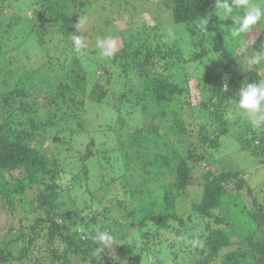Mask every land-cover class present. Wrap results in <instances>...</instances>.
<instances>
[{
  "label": "trees",
  "instance_id": "obj_1",
  "mask_svg": "<svg viewBox=\"0 0 264 264\" xmlns=\"http://www.w3.org/2000/svg\"><path fill=\"white\" fill-rule=\"evenodd\" d=\"M18 1L21 16L7 17L3 9L7 0H0V206L7 205L15 214L25 207L28 214L17 219L19 227L14 233V226L8 228L11 235L0 245V264H97L102 260L107 264H152L151 258L157 264L167 250L174 255L170 264H264V127L251 126L234 96L244 83L263 78L254 70L239 69L228 41L233 35L226 31L233 20H219L212 14L207 32L196 27L215 7V0H172L173 23L186 24V46L185 39H179L183 29L168 31L163 19L153 27L145 21L135 24L134 18L141 13L131 10L132 20L121 30L122 48L104 61L95 52L96 43L73 55L49 48L50 43L58 44L55 38L59 35V42L68 47L65 51L72 49L73 34H83L76 28L80 15L91 6L99 8L101 0ZM146 1H152L147 12L153 19H160L159 15L154 18V12L159 14L163 8L168 16V5H164L171 0L141 3L146 6ZM121 10L110 8L108 17L120 21ZM28 22L26 33L17 30ZM253 30L257 33L255 43L252 39L248 47L251 54L264 42V19ZM19 36L25 40H18ZM203 36H210L209 50H200L194 58L209 54L214 61L211 57L210 69L206 67L208 71L198 82L199 100L193 104L184 50L203 45L202 38L197 40ZM21 45L46 50L40 60L46 66L38 64L36 73L44 74L45 80L60 77L53 90L48 87L46 107L38 104L34 91L36 73L26 68L7 69L3 62L6 54ZM53 56L71 72H76L71 67L75 64L87 85L96 79L89 94L80 91L86 97L81 99L64 89L68 76L60 74L62 67L48 69L47 60ZM94 68L100 69L99 76ZM221 71L226 73L229 89L225 93L220 92L222 82L218 83ZM89 96L117 114L110 126L113 131L107 135L113 136L97 153L90 150L92 141L81 157L77 150L71 153L68 148L60 155L62 148L48 153L33 144L40 129L47 132L55 127L53 141L67 148L70 136L82 134L86 128L78 115L87 107ZM105 99L108 103L104 104ZM14 115L22 119L15 122ZM68 118L78 124L69 127L62 123ZM132 124L138 126L128 129ZM89 130L92 140L103 135L99 127ZM224 138L235 151L216 158L207 147L220 148ZM235 153H240L243 162L249 157L254 161L250 166L243 164ZM128 169L136 173L134 180L125 177ZM196 169L201 172L199 189L182 216H177ZM257 173V182H250L249 177ZM90 175L96 178V190L90 188ZM112 183L119 190L122 187L128 199L116 200L113 210L105 199L114 192ZM29 190L37 192L26 201ZM100 231H109L116 244L94 257L91 237ZM163 237H167L166 245ZM191 238L201 239L204 247L193 248L187 243Z\"/></svg>",
  "mask_w": 264,
  "mask_h": 264
},
{
  "label": "rangeland",
  "instance_id": "obj_2",
  "mask_svg": "<svg viewBox=\"0 0 264 264\" xmlns=\"http://www.w3.org/2000/svg\"><path fill=\"white\" fill-rule=\"evenodd\" d=\"M17 1V2H16ZM16 2V3H13ZM18 0H7V3L4 4L3 9L6 12L5 16L10 17L12 14H18L17 16H21L18 12ZM148 2V1H146ZM146 6L141 3V0H101L99 2V5H97L99 8H93L92 6L89 7V9L82 15H80L79 19H78V23L80 20V31H82V38L86 44V47H93L94 43H96V41L98 39H110V40H115L116 42V51L119 50L120 48H122L123 46V40L121 38V30L125 29L126 27H128L129 22H131L132 20V11H134V13H141V15H137L136 18H134L135 24H139V23H144L141 21H145L146 23H148L147 25L152 26L153 27V23H159L161 21V19H163L164 22H167L166 25V29L168 31H174L176 28L178 29H183V31H180L179 33H181L179 39H185V41L183 42V44L186 43V41L189 39L188 37V33L185 29V25L184 23H179V24H175L172 21L171 18V9H172V0L170 2H168L166 4L165 1V7L166 5H168V16L166 15V12L164 13V9L166 11V8H163V12L157 14V12H154V18L157 17L159 15L160 19H153V17L148 15L147 10L150 12L149 9V4L152 3V1H149L148 3H146ZM250 3H257L260 4L262 6H264V0H250ZM121 4V5H118ZM120 7H122L123 11V16L122 18H120V21H116L113 18L110 19L108 17V15L110 14V8H114V9H120ZM21 13V12H20ZM242 14V10L241 13ZM28 17H32V13H30V11H28L27 13ZM228 19V18H227ZM229 19H231V17H229ZM155 20V21H154ZM232 20V19H231ZM30 24V22L25 23V24H20L18 29L20 32L24 31L25 33L28 31V25ZM233 24H229L226 28V31H229L230 34H232V28L234 27ZM16 27V26H15ZM11 30V29H10ZM257 30V29H256ZM253 30L251 33L249 34H245L243 36H233L231 37L228 41H229V46H232L233 49L235 50V57L236 60L239 62V69L242 71H246V70H254L256 72H258L260 74V76H262L263 80H264V63H262L261 65L258 66H250L249 64L246 63L247 57L254 55V53H250V51L246 50V53H242L241 49H240V43L242 40H247L248 42V47L250 45V42L252 41V39L255 37L257 31ZM10 34V33H9ZM14 34V33H13ZM13 34L10 36V38L13 36ZM35 35V34H34ZM25 37L27 36L24 35ZM59 38V35H56ZM25 37L19 36L18 40H25ZM55 38V41L58 40V44L57 43H50L49 48H53V49H58L59 51H62L63 53H68L69 55H73L74 54V50L73 48L65 51L68 47L65 46L64 43H60L58 38ZM203 39V45H199L198 47L196 46H189L184 50V59L189 60V62H187V66L189 68V70L191 71L189 77H188V86H189V94L191 97V101L193 104L198 103V98L200 95V88H199V84L198 82L201 80V77L203 76V74L208 71L207 68L210 69L211 66V57L213 58L214 56L207 54L206 56H202L201 58H194V55L198 54L199 52H201L200 50H209V43H210V36H203L198 38L197 40ZM32 40V39H31ZM199 42V41H198ZM18 43V42H17ZM16 43V44H17ZM64 44V45H63ZM54 45V46H52ZM57 45V46H55ZM186 46V44H185ZM184 46V47H185ZM86 49V48H85ZM95 49H98L97 47ZM46 51V50H45ZM43 50V52H39V50L36 48H32L29 46H24L21 45L20 47H17L15 52H11L6 54V58L4 59V63H6V68L10 69L11 67L17 68L18 71L23 70L24 68H26L30 73L35 74V70L36 67H38V64H40V66L43 67L46 66V63L44 61L40 62L41 58L45 57V54H47ZM65 51V52H64ZM95 52L98 54L100 53V50H95ZM76 53V52H75ZM77 54V53H76ZM191 58V59H190ZM103 61L106 60V57L103 56V58H101ZM214 61V58H213ZM47 63H50V65L48 66V69H52V65H55L54 68H61L62 69L59 71L61 72L60 74H63L64 76L67 75L68 79L67 82L64 83L66 84L64 89H67V92H70L72 95L75 96H80L81 99H83V94L87 93L89 94L91 86L95 83L96 79L92 78L93 80L90 81V85L86 84V81H83L81 74H79V72L77 71V66L75 64H71V67L76 69V72L73 71L71 72V69L69 68L68 65H65L64 67L62 66L63 62L61 60L56 59L55 56L50 57L49 60H47ZM48 65V64H47ZM106 65V63H105ZM216 66V65H214ZM86 68V65H83V68ZM89 67V66H88ZM84 68V69H85ZM43 69V68H42ZM41 69V70H42ZM87 69V68H86ZM85 69V70H86ZM113 69L115 70V68L113 67ZM40 70V71H41ZM95 72L94 74H96L97 76L100 75V69H93ZM113 70V71H114ZM86 71H89L88 69ZM116 71V70H115ZM114 71V72H115ZM14 72V71H12ZM212 72V71H211ZM56 74V73H55ZM225 71H221L220 75H219V82H222V88L220 89V92L225 93L228 92V87H227V91L224 90V86L227 85V81H225ZM37 77H36V84L34 91L36 92V94L38 95V104L40 105H44L45 107L47 106L48 103V96H49V92L51 90H53V84H55V80L59 79L60 77H55V76H49V79L46 78L47 80H45V78L43 77V75H41L40 73H36ZM217 73H215V75L213 74V77L216 78ZM96 77V76H95ZM42 80H45L44 82H42ZM74 80H76V82H74ZM217 80V78H216ZM215 80V81H216ZM217 84V83H215ZM214 84V85H215ZM33 86V87H34ZM51 89L49 91L48 87ZM213 86V85H211ZM32 87V88H33ZM10 88H12V86H10ZM237 90L235 91V99L238 102V92L240 88H236ZM33 90V89H32ZM63 90V89H62ZM80 91L83 94H80ZM100 91V89H99ZM220 97H222L219 94ZM86 97V96H84ZM104 104L108 103L106 101V99L103 101ZM238 104V103H237ZM16 106H18L20 108V104H16ZM236 111H238V109H235V115H236ZM43 116V114H42ZM80 116V120L85 121V125L86 128H84L83 131H81L82 134L76 135V136H70L69 140H71V143H69L68 141H66L68 143V147L65 148L64 145H62L60 142H56L53 141V134L56 133L55 127H52L49 131L44 132V130L40 129L39 132H37L33 144L35 146H39L40 150H47L48 153H51L55 150H57L58 148H62L59 149L61 150V154H65L67 151H69L71 153H74L77 150V153L79 154L78 157H81L84 153H86V150H88L86 148V144H88L89 142L92 141V145H91V151L94 153H97L99 149H101V144L106 140V139H110L113 135L107 136L108 134H110L113 131V127L110 128L111 123L116 121L117 118V114H113L112 111L110 110H105L103 109L102 105L97 104L95 102L94 99H91V97L89 96V98H87V107L79 112ZM242 116H245L242 114ZM241 116V117H242ZM15 118V122H17L18 120H21V116L19 115H14ZM188 118L191 119V116H189ZM111 119V120H110ZM190 119H187L188 121ZM244 119V118H243ZM134 123L138 124L137 120H134ZM62 123L68 125L69 127L72 126H76L78 123L71 119H64L62 120ZM100 123L102 125V129L100 128V126H98L97 124ZM137 124H132L131 126H128V129L133 130L136 126H138ZM92 126H96L99 127L100 129V133L102 132L103 135H100V138H91V133L89 128ZM57 134V133H56ZM60 135V134H59ZM92 135L95 136V134H93L92 131ZM92 136V137H94ZM65 138L61 136V139ZM227 138V137H226ZM224 138V139H226ZM224 145V146H223ZM202 146V145H201ZM232 145L229 142V139H226L223 144L221 145L220 148H208L209 152H212L213 155L216 158H224L226 156V154H232L231 152L235 151V148H231ZM65 148V149H63ZM69 148V149H68ZM227 149H229L227 151ZM57 150V151H59ZM236 157H239L241 162H243V159L240 156V153H235ZM69 157V155H67V158ZM120 161V159H119ZM223 161V160H222ZM254 161V158L249 157V160L247 159L246 161L243 162V164H247L248 166H250V163H252ZM89 165L91 166L90 161ZM121 164V162H120ZM124 169V168H123ZM258 169V168H257ZM195 171V180L193 181L192 185L189 187L188 190V194L187 196L183 199V203H181L182 205L178 207L177 210V216H182L183 211L185 208H187V205L189 204V202H191L192 200H194L195 194L197 192V189H199L198 184L201 181L200 178V171L199 170H194ZM255 171V170H254ZM16 175H19L20 173L17 171L15 172ZM126 176L125 177H129L130 179H133L136 177L135 176V172L132 169H128V171L125 173ZM255 174V173H254ZM91 176V175H90ZM94 177L93 175L91 176V179H89V185L90 188L92 190H96L97 187H94L95 185V180L96 178H92ZM256 177H259L258 173L256 175H251L249 177L250 182L255 183L257 182L258 179H256ZM93 179V180H92ZM105 179V178H104ZM107 179H109L108 176H106L105 181H107ZM260 181V180H259ZM108 182L110 183L111 181L108 180ZM99 184V182H98ZM120 186V185H119ZM118 185L116 183H112L111 184V188L114 189L113 193H110L107 195L106 199V203L108 204L109 208L111 210L116 208V200H118L119 198L121 199H125L124 201H128L127 198H125V194H124V190L121 187L120 190L117 188ZM37 192V190L32 191H28V193H26V196L24 197L26 201H29L32 199L34 193ZM98 192V195H100L101 192ZM103 192H105L103 190ZM262 194H264V192H262ZM261 195V194H260ZM87 197V195H86ZM27 206V205H26ZM28 214V209H26L25 207H23V209L20 211L18 214H15L13 212H11L7 205L4 206H0V245H2L3 241L5 240V237H9L11 234H8V228L11 226H14V230L13 233L18 229L19 227V223H17V219L24 217V215ZM175 223H177V220H174ZM31 222V221H30ZM8 234V235H7ZM166 238L167 237H163V245H166ZM165 240V241H164ZM180 254V253H179ZM161 256V253H160ZM162 261L157 262V264H167L170 262V260L172 261V259H174V255L172 254L171 256L169 255L168 250L162 254L161 256ZM179 259L178 256H176L175 262ZM153 259L151 258V263H153ZM97 264H107V262H105V260H102L100 262H98ZM170 264V263H169Z\"/></svg>",
  "mask_w": 264,
  "mask_h": 264
},
{
  "label": "clouds",
  "instance_id": "obj_3",
  "mask_svg": "<svg viewBox=\"0 0 264 264\" xmlns=\"http://www.w3.org/2000/svg\"><path fill=\"white\" fill-rule=\"evenodd\" d=\"M241 10L243 14L241 13ZM215 14L219 20H226L231 17L234 21L232 28L233 36H243L249 34L254 26L264 19V6L257 3H250V0H215V7L211 12L205 14L199 19L196 27L202 31H208L210 16ZM79 32L80 20L76 25ZM73 50L81 53L86 48V44L80 35L72 36ZM255 43V39H253ZM96 47L100 50V54L104 57H113L116 52V42L110 39H98ZM248 48L247 40H242L240 49L242 53H246ZM246 63L250 66H258L264 63V42H261L259 50L254 55L248 56ZM227 91V85L224 86ZM238 108L242 114L246 116L253 128L264 127V80L257 82H249L243 84L238 92ZM92 243L95 245L93 256L103 253L104 248L111 247L116 244L115 237L109 231H100L91 237ZM193 248L204 247V242L199 238L187 239Z\"/></svg>",
  "mask_w": 264,
  "mask_h": 264
}]
</instances>
